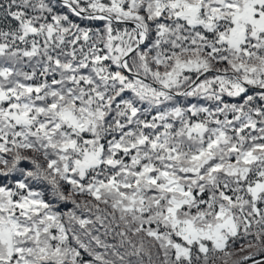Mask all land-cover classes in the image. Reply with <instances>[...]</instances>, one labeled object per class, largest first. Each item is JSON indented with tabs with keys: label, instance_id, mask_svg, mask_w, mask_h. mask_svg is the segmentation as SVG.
<instances>
[{
	"label": "snow or ice",
	"instance_id": "6c2138e0",
	"mask_svg": "<svg viewBox=\"0 0 264 264\" xmlns=\"http://www.w3.org/2000/svg\"><path fill=\"white\" fill-rule=\"evenodd\" d=\"M0 264H264V0H0Z\"/></svg>",
	"mask_w": 264,
	"mask_h": 264
}]
</instances>
